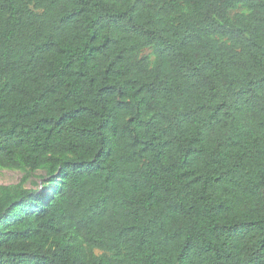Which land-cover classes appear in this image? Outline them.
<instances>
[{"label": "trees", "instance_id": "trees-1", "mask_svg": "<svg viewBox=\"0 0 264 264\" xmlns=\"http://www.w3.org/2000/svg\"><path fill=\"white\" fill-rule=\"evenodd\" d=\"M0 168V264H264V0H0Z\"/></svg>", "mask_w": 264, "mask_h": 264}, {"label": "rangeland", "instance_id": "rangeland-1", "mask_svg": "<svg viewBox=\"0 0 264 264\" xmlns=\"http://www.w3.org/2000/svg\"><path fill=\"white\" fill-rule=\"evenodd\" d=\"M235 12H246L245 8L239 7L236 10L231 11V15ZM151 54V50L149 48H145L141 51L140 55ZM151 58H153L151 56ZM42 175V171L35 172H27L18 169H6L0 168V185L2 184H16L23 181L26 177V180L22 183L24 187H35L36 185H40V176ZM95 253H101L100 250H94Z\"/></svg>", "mask_w": 264, "mask_h": 264}]
</instances>
